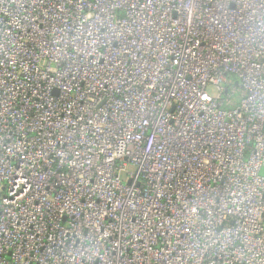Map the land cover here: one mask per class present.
Returning a JSON list of instances; mask_svg holds the SVG:
<instances>
[{
    "label": "built area",
    "instance_id": "obj_1",
    "mask_svg": "<svg viewBox=\"0 0 264 264\" xmlns=\"http://www.w3.org/2000/svg\"><path fill=\"white\" fill-rule=\"evenodd\" d=\"M263 167L264 0H0V264H264Z\"/></svg>",
    "mask_w": 264,
    "mask_h": 264
},
{
    "label": "rangeland",
    "instance_id": "obj_2",
    "mask_svg": "<svg viewBox=\"0 0 264 264\" xmlns=\"http://www.w3.org/2000/svg\"><path fill=\"white\" fill-rule=\"evenodd\" d=\"M238 96V95H236ZM261 174L264 175V167L261 169Z\"/></svg>",
    "mask_w": 264,
    "mask_h": 264
}]
</instances>
